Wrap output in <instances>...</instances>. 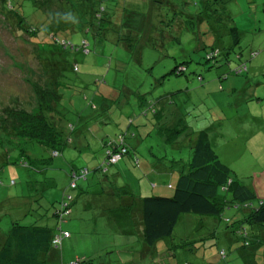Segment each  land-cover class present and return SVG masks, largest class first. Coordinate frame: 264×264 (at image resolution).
I'll return each instance as SVG.
<instances>
[{"label":"rangeland","instance_id":"1","mask_svg":"<svg viewBox=\"0 0 264 264\" xmlns=\"http://www.w3.org/2000/svg\"><path fill=\"white\" fill-rule=\"evenodd\" d=\"M9 1L15 6L19 1L24 3L22 10L25 14L33 7L31 0ZM93 1L95 9L106 7L104 9L109 11L117 0ZM132 1L126 9L131 10L134 6ZM194 1L153 0L151 3L154 6L150 11L148 2H136V10L144 13L141 19L145 20V26L132 38L126 36L121 26L109 27L105 32L101 30V33L99 30L87 32L81 11L87 1L46 2L48 13H68L64 18L55 19L56 26L61 25L55 31L56 38L60 42L64 40L66 47L45 45L46 48L56 47L59 50L51 63H54L55 72L58 73L57 87L61 97L56 108L64 118V134H67V124L75 123L99 135L89 138V145L83 143V147L75 142L61 145L59 155L53 158L47 150L41 151L42 148L36 145V152H41V157L48 159V163L34 162L32 165L35 169L4 163L0 157V235L7 232L15 220L21 224H44L49 219L48 223L52 225L54 219L51 212L67 185V172L61 167L57 168L58 163H63L68 172L72 166H84L89 170L95 167L106 156L104 141L124 131L129 118H134L132 127L137 125L136 119L142 105L140 101L143 99L141 95L144 93L152 101H157V97L164 93L169 94L166 100L161 99L156 105L171 107V113L165 118L167 124L183 117L185 124L191 128L209 126V141L215 153L232 170L234 177L254 192L253 205L264 199V72L252 74L249 70L238 75L228 73L226 79H218L228 71L224 64L225 56L231 60L232 66L237 62L238 52L246 56L250 50H258L257 57L250 60L262 59L264 0H230L225 4V13L231 19L225 20L217 29L221 54L216 62L205 60L204 48L208 36L214 37L215 32L212 33L210 29L209 33H204L208 25L199 21L203 14H198L199 6ZM36 13L41 12L37 10ZM7 21L0 1V115L4 107L34 111L36 87L52 88L51 80L44 72L48 64L42 67L35 55L34 41H28L27 36L20 35ZM47 23H36L40 31L35 38L45 33ZM67 26L71 27L66 29ZM227 26L236 27L240 34L238 45H232L234 38L230 33L218 34L219 30L228 31ZM81 42L87 44L88 52L83 50ZM68 43L72 44V48ZM75 64L78 66L77 72L71 69V65ZM179 64L186 68L185 72L180 75L170 73L160 81L159 76L169 73ZM197 75L202 76L203 81L217 79V83L205 88L195 80ZM246 80L255 88V92H244L242 88L246 86ZM259 81L260 84L256 85ZM233 83L236 89L230 92ZM137 88L139 90L136 92ZM93 103L96 108L92 107ZM142 116L147 119L148 125L139 126L133 131L136 134L137 130L140 131L144 137L150 124L154 127L156 119L150 113ZM159 122L161 124L162 120L159 119ZM157 131L154 130L149 137L146 135L143 142L148 144L147 138H156ZM184 132L179 133L183 143L187 138L193 141L196 134L189 137ZM102 135H105L104 141L100 139ZM134 139L127 138V144L134 145ZM23 146L30 154L29 143ZM190 151L189 146L182 145L173 152V156L184 162L190 157ZM17 152L14 150L10 155L15 157ZM42 167L45 168L41 171L39 168ZM125 169L126 173H140L128 165ZM108 173H111V168ZM12 179L14 184L10 183ZM136 182L134 178L130 181L134 189ZM71 193L76 195L77 190ZM89 196L93 198L97 195ZM84 197L80 195L73 205V213L62 223V227L71 234L62 241L58 250L65 262L84 257L85 261L81 264H254L255 260L264 264V245L253 258L252 247L244 246L239 236L224 224L222 227L219 224L211 227V217L191 213L182 215L172 235L166 239L165 248L168 247L170 251L164 248L156 258L145 257L142 261L144 248L139 242H126L132 237L128 238L120 232L121 226L111 215L122 214L123 207L112 211V207L102 209L96 204L85 210L81 205ZM24 200L31 209L25 215L22 208ZM239 210H225L223 218H232L238 212L241 218L242 211ZM45 212L47 219L42 216ZM245 227L251 230L250 225L245 224ZM185 240L189 243L180 246ZM219 248L225 251L224 258L217 254Z\"/></svg>","mask_w":264,"mask_h":264},{"label":"trees","instance_id":"2","mask_svg":"<svg viewBox=\"0 0 264 264\" xmlns=\"http://www.w3.org/2000/svg\"><path fill=\"white\" fill-rule=\"evenodd\" d=\"M2 11L8 17L7 23L12 28L16 29L20 35L27 36V40L32 39L35 46V55L39 59L42 67L44 68L48 64L47 68H44L45 74L51 80L52 88H37L36 87V107L35 110H26L17 107H4L2 114L0 115V157L4 160V163L14 164L22 166L23 168L36 167L32 164L37 162L48 163V159L41 157V152H36V145L41 147V151L47 150L50 157H56L59 155L58 148L61 145L73 144L74 142L80 147H83V143L89 145V138H96L92 130H83L81 125H75V123L67 124V134H64V125L61 112L58 111L56 106L60 102V95L58 92V80L55 72V65L51 62L56 52L59 51L56 47L46 48V44L49 45H62L66 47V42L57 40L55 31H57L60 24L56 26L55 19L64 18L67 14L63 12L61 14L48 13L46 2L48 0H31L32 10L25 14L22 10L24 3L19 1L16 6L11 5L9 0H0ZM84 7L82 8V16L85 19V27L87 32H95L105 30L109 27L116 28L121 26L124 29L126 36L132 38L136 36L138 32L143 30L145 20L141 19L144 13L136 10V2H148L149 11L154 6L151 3L153 0H134V6L131 10L126 9V6H131L132 0H120L115 1L112 8L105 10L95 9V3L93 0H84ZM230 0H195L194 4L199 6V12L202 15L203 23H206L208 28L204 33H209L210 29L214 34L212 38L208 36L207 44L205 45V60L207 62H216L220 56L221 49L218 46V35L216 32L219 26L224 23L225 20H230L231 17L225 13L224 6ZM72 3V2H71ZM162 4V1L160 2ZM5 7V8H4ZM100 8V7H99ZM162 9V8H161ZM40 11L41 13H36ZM100 11V12H99ZM163 13V9H162ZM188 15V13H186ZM190 15V14H189ZM36 16V17H35ZM113 16V17H112ZM32 17V19H31ZM212 21V22H211ZM38 22L46 23L45 33L38 38H35L40 31ZM143 24L139 27V25ZM48 27V28H47ZM71 26H67L66 29ZM226 30H219L218 34L230 33L234 38L233 46L238 45V39L240 34L237 33L236 27L227 26ZM140 29V31H139ZM97 32V34H99ZM136 33V35H135ZM72 48V44L68 43ZM81 47L85 52H88L87 44L81 42ZM260 51L250 50L246 56H243L240 52L236 53L237 62L232 66L231 60L228 56H225L224 64L227 66V72L222 73L218 79H226L231 74H242L249 71L247 62H251ZM264 55L262 56V58ZM189 61V60H188ZM43 62V64H42ZM45 63V64H44ZM182 65H176L168 73L159 76L160 81L162 78L170 73H176L180 75L186 71ZM78 66L71 65V69L76 71ZM77 72V71H76ZM196 81L204 87L212 86L214 81H203V77L196 76ZM217 83V79H214ZM206 82V83H205ZM203 83V84H202ZM205 83V84H204ZM220 86V85H219ZM234 88L236 86L231 85ZM230 86V91H233ZM221 88V87H220ZM139 90L137 88L136 92ZM138 94V93H137ZM142 94L140 103L141 110L138 113V122L134 127V118H129L126 123V129L118 133L114 138L106 139L105 135L100 136V139L104 141L105 157L97 163L91 170L84 166H72L68 172L64 168V164L59 162L58 167L64 169L67 176V185L62 191L61 197L58 199L56 206L53 207L51 212V218L54 219V223L51 225L48 223L49 219L44 224H36L35 222L30 224H21L17 220L13 221L11 227L7 232L0 235V264H81L85 261L84 257H75L68 262L63 261L61 253L58 252L62 245V241L65 238L71 236L70 232L62 227V223L73 213V205L79 199L80 195L85 196L82 208L87 210L90 205H99L102 209H109L112 207V211L123 207L122 214H111L115 217L117 222L132 217L131 222L133 233L132 239L126 242L134 243L139 242L142 250V261L146 258H156L159 255V251L163 250L166 246V239L170 238L175 226L182 218L183 214H195L211 217L210 226L214 227L219 224L221 227L223 224L226 228H229L235 235L239 236L244 246L252 247V257L254 258L255 252L262 249L264 245V199L257 201L253 205L255 198L254 192L246 185L242 184L234 175L232 170L223 163L217 153H215L212 147L211 141H209V126L204 128H191L186 125L183 117H178L170 124L159 123V119L164 122L166 115L171 113V107L161 105L156 106L158 101L166 100L169 96L168 93H164L162 96L157 97V101H152ZM147 98V99H146ZM169 103V101H167ZM94 107V103L92 105ZM96 108V105L95 107ZM167 109V110H166ZM161 112V115H159ZM149 114L156 119L153 123L154 127L148 128V131L143 134L144 137L137 131V134L133 129H138L140 126H145L147 119L142 116ZM161 116V117H160ZM159 123V125H158ZM132 130L129 131V128ZM158 130L156 138H147L148 144L143 141L145 136H151L154 130ZM185 131V135L191 137L194 135L193 145L191 148L190 157L179 163L177 168L178 177L176 181L172 182L169 187L172 189L169 192L164 191V184L162 179H153L147 177V186L149 190L143 191L145 194H133L127 189L126 186L121 185L115 181L108 182V191H114L113 195L107 196L103 189L99 192L88 191L85 186L88 185L91 173H99L103 176H108L109 169L111 173L117 166V163L124 158H128L130 163L129 167L132 170H138L140 173H166L160 172L158 169L165 162L177 163L181 161L179 158L173 156L174 150L170 149L176 141H180L177 147L182 146L184 143L180 139L179 133ZM136 135L140 136V146L127 144V138H136ZM180 137V138H179ZM186 140H190L187 138ZM29 143L31 153L25 150L23 144ZM124 149V152L120 154L119 158L114 162L110 161V156L116 153H120ZM162 149V150H161ZM18 151L15 157L10 155L12 151ZM172 151V152H171ZM125 156V157H124ZM165 160V161H164ZM42 165V164H41ZM169 165V164H168ZM43 166V165H42ZM164 166V165H163ZM165 167V166H164ZM41 169V171L43 170ZM118 170V167H117ZM175 171V170H174ZM117 172V171H116ZM115 172V173H116ZM43 173V172H41ZM110 178V177H109ZM27 183L29 181H26ZM159 182V183H157ZM11 184L15 181L10 180ZM100 183V182H99ZM77 190V194L73 195L71 191ZM34 194V193H33ZM97 195L91 198L89 195ZM129 195V197H128ZM124 204H120L124 201ZM33 198L35 196H32ZM30 198V197H29ZM28 198V199H29ZM30 200V199H29ZM24 215L31 209L27 205V201H23ZM236 208L242 211V217L239 218L238 213L232 218H223L225 210ZM239 210V211H240ZM125 211V213H124ZM128 214V217L126 216ZM45 219L48 215L42 213ZM120 217V219L118 218ZM205 219V218H204ZM202 219V220H204ZM221 220V223L219 221ZM136 221V222H135ZM207 221V219H205ZM245 224L250 225L251 230H247ZM121 226V223H120ZM137 231V233H136ZM120 232L122 233L121 229ZM66 233V234H65ZM124 234V233H123ZM261 234V238H259ZM127 235V234H124ZM254 237V238H253ZM257 237V240L255 239ZM164 242V243H163ZM186 240L183 241L180 246L188 244ZM254 243V244H253ZM253 244V245H252ZM177 247L172 245L171 247ZM166 251H170L168 247ZM172 250H174L172 248ZM173 254L172 252H168ZM220 258L225 257V251L221 248L217 253ZM263 255V254H262ZM146 257V258H145ZM255 260L254 264H259ZM187 264V263H184Z\"/></svg>","mask_w":264,"mask_h":264},{"label":"crops","instance_id":"3","mask_svg":"<svg viewBox=\"0 0 264 264\" xmlns=\"http://www.w3.org/2000/svg\"><path fill=\"white\" fill-rule=\"evenodd\" d=\"M249 70H251V73L252 74H257V73H261V72H264V57L261 59V60H252L250 63H249ZM210 82L214 81L216 82L215 80H209ZM247 84H245L246 86H244L242 89L244 90V92L248 91V90H252L253 92H255V88L252 87L249 83H248V80H246ZM260 84V81L256 83V85ZM213 85V84H212ZM231 85H234L231 84ZM206 88V87H205ZM231 89L235 90L236 87L234 88L233 86H231ZM231 92V91H230ZM246 95V94H245ZM147 115V114H145ZM159 115H161V112H159ZM162 116V115H161ZM160 116V117H161ZM161 119V118H160ZM175 120V119H174ZM173 120V121H174ZM156 122V121H155ZM148 122L145 121V124H147ZM160 123V122H159ZM162 123H167L166 121H162ZM148 128V127H147ZM83 130H85V128L82 127ZM138 131V130H137ZM139 135H140V131H138ZM99 134H95L96 138ZM179 142L180 141H176L172 146L175 147V149H173L174 151L178 150L179 147H177L179 145ZM193 141L191 140H186V142L183 144L185 146H191L193 145ZM133 144L137 147V146H140L141 144V139L140 137H136L134 140H133ZM162 150V149H161ZM172 152V151H171ZM191 152V151H190ZM181 159V158H179ZM165 161V160H164ZM120 164L117 165L113 170V173H109L108 176H103L101 174H97V173H91L90 174V179L88 181V185L89 186H85L84 185V189L86 188L88 191H91V192H99L103 189L106 190L107 187L109 186L108 185V182L110 181H115L117 183H121V185H124L127 187V189L129 190V192L131 191L133 194L135 193V195L139 194H145L143 191H147L149 190L150 188V185L149 187H145L147 186V177H150V178H153V179H162L163 180V183L166 184L163 187L164 191L166 192H169V190L172 191V189L169 187V185H171L172 182L176 181L177 177H178V173H177V168H179V163L180 162H183V160L181 159V161H178L177 163H174V162H163L162 164L163 165H159L160 167L158 168L160 170V172H166V173H157V171L155 173H126V169H125V166L126 165H129L128 163H130L129 159L128 158H124L122 161H119ZM169 164V165H168ZM117 167H118V170H117ZM175 170V171H174ZM117 171V172H116ZM116 172V173H115ZM110 177V178H109ZM134 178L135 180H137L136 182V189L132 188V186L130 185V181L131 179ZM100 182V183H99ZM159 183V182H157ZM104 193L107 195V196H111L113 197V195H109V194H114V191H108V189L106 191H104ZM129 197V195H128ZM118 198V196L116 197ZM120 198V197H119ZM122 201H124L123 199H121ZM128 217V214L126 215ZM131 219L132 217H129V218H124L122 219V221L118 222L119 225L121 223V231L122 233L124 234H127L125 236H127L129 238V236L132 235L133 233V228H132V223L134 221L131 222ZM136 222V221H135ZM137 233V231H136ZM133 237V236H132Z\"/></svg>","mask_w":264,"mask_h":264},{"label":"built area","instance_id":"4","mask_svg":"<svg viewBox=\"0 0 264 264\" xmlns=\"http://www.w3.org/2000/svg\"><path fill=\"white\" fill-rule=\"evenodd\" d=\"M123 152H124V149H122V151L120 153H116V154L111 155L110 156V161L114 162L115 160H117L119 158L120 154L123 153Z\"/></svg>","mask_w":264,"mask_h":264}]
</instances>
